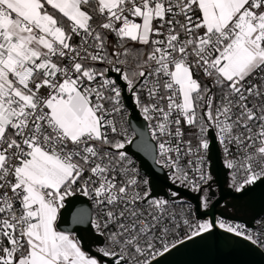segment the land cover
Here are the masks:
<instances>
[{
  "label": "snow or ice",
  "instance_id": "obj_1",
  "mask_svg": "<svg viewBox=\"0 0 264 264\" xmlns=\"http://www.w3.org/2000/svg\"><path fill=\"white\" fill-rule=\"evenodd\" d=\"M110 35L118 47L109 53ZM125 92L151 123L173 183L202 191L203 208L212 140L236 192L264 180V0H0V264H101L58 229L77 192L102 213L92 226L107 232L97 251L112 264H154L215 227L264 247L225 220L184 219L179 238L169 201L147 180L141 188L124 151L132 138L116 116ZM182 123L196 129L195 147Z\"/></svg>",
  "mask_w": 264,
  "mask_h": 264
},
{
  "label": "water",
  "instance_id": "obj_2",
  "mask_svg": "<svg viewBox=\"0 0 264 264\" xmlns=\"http://www.w3.org/2000/svg\"><path fill=\"white\" fill-rule=\"evenodd\" d=\"M120 83L123 87V82ZM123 104L128 112L129 128L134 135L132 143L127 145L124 151L138 164L139 172L146 177L153 196L166 199L169 203L179 200L189 203L193 206L195 219L199 222L215 221L218 217L241 223L246 228H254L255 222L264 217V180L247 186L242 192H234L228 187V169L222 163L215 140L211 142L207 157L212 176L209 198L214 200L206 209L203 208L200 192L192 193L173 183L167 170L157 164L156 146L148 124L130 93L123 94ZM211 135H214L213 132L210 138ZM207 187L206 185L205 188ZM212 188H215L216 192ZM173 191L178 193L176 197L171 196ZM91 207L88 199L82 195L67 197L65 206L59 213L58 229L74 235L83 250L96 256L101 264H112L111 259L103 257L97 251L103 246V238L92 226ZM81 212L86 213L87 218L83 223H77L75 217ZM154 264H264V252L249 242L215 227L208 233L178 244L176 248L158 257Z\"/></svg>",
  "mask_w": 264,
  "mask_h": 264
},
{
  "label": "built area",
  "instance_id": "obj_3",
  "mask_svg": "<svg viewBox=\"0 0 264 264\" xmlns=\"http://www.w3.org/2000/svg\"><path fill=\"white\" fill-rule=\"evenodd\" d=\"M99 17V16H98ZM102 22V17H99V23ZM98 23V24H99ZM97 24V25H98ZM75 44H79V38L78 37H75L74 38V41H73ZM117 47V40H116V37L114 35H110L109 36V48H108V51L109 53ZM98 69H103L105 67H107V65L105 64H96L95 65ZM112 74H115V73H112ZM202 75V74H201ZM199 78V77H198ZM205 83H207V81H205ZM142 101H146V97L142 95L141 97ZM137 109L139 110L140 114H141V111L139 109V107H137ZM141 116L143 117V115L141 114ZM144 118V117H143ZM116 120H117V123L118 125L119 124H123V127L125 129H127V134L129 137H131L132 139L134 138V135L132 133V131L130 130L129 128V125H128V112L127 110L125 109L124 107V111L122 113H120L119 115L116 116ZM147 124H148V129H149V132H150V135L152 136V126H151V123L146 120ZM181 129H182V132L184 133L183 135V140L184 141H188V140H191L192 141V144H193V147H195L196 143H197V139H196V129L194 128H191L189 126H187L186 124H183L181 125ZM213 134H214V131H213ZM152 138V137H151ZM117 139H123V137H117ZM171 139L172 141V145L175 146V139L174 138H169ZM152 140L154 141L155 143V146H156V153H157V160H161V157L159 155V149H158V141L157 140H154L152 138ZM217 143V146H218V149H219V152H220V156H221V160H222V163L223 165L226 167V163H225V154L222 150V147L219 145V143L216 141ZM129 145V144H127ZM126 145V146H127ZM209 154V153H208ZM239 156V153H237L235 151V149H233V157H238ZM233 157H228V158H233ZM130 158V157H129ZM131 159V158H130ZM188 158L187 157H184L182 156L181 158V166L184 167L186 170H189L190 172V175H195V173L191 172L190 169H188V166L186 164V160ZM194 159V157H193ZM133 167H135V169L137 170L138 172V176H137V179L139 180L140 182V185H141V188L143 189L145 187V185L143 184V181L147 180L146 177H144L140 172H139V169H138V164L133 160ZM159 166H161L165 171L167 170V173H168V176L170 178V180L173 182V179H172V171L170 170V168L164 166L162 160H161V163H157ZM205 167H206V170L209 171V161L208 159H206V162H205ZM228 169V168H227ZM169 170V171H168ZM228 187H230L234 192L235 189L232 187V177H233V170L231 169H228ZM236 178H237V181H240L242 178H243V173L242 172H237L236 173ZM212 180V179H211ZM211 181H209L210 183ZM177 185H181L182 187H184L185 189H187L188 191L192 192V193H197V192H194L192 191L190 188L182 185L180 182H176ZM206 186V185H205ZM204 186V187H205ZM148 189V185L146 186ZM238 193V192H236ZM76 194H79L81 195L79 192H77ZM83 196V195H82ZM85 198L88 199V201L90 202V205L92 206L91 209H92V221L93 220H96V219H101L102 218V213L100 212L99 208L97 207V205L94 203V201L89 198V197H86L84 196ZM144 208H147L148 206L145 204L143 205ZM174 216L175 220L174 222L176 224H179L180 225V228L177 230L178 233H179V238H183L187 232V228L186 226H184L183 224V221L184 219H188L191 223H196L197 220L195 219V215H194V209H193V206L190 205L189 203H186L185 201L183 200H179V201H175V202H172V203H168L167 205V212L165 213V216L168 217V216ZM219 220H223V219H220L218 217L215 218V221H219ZM209 221V220H207ZM226 221V220H225ZM228 223H232V224H241V223H237V222H232V221H226ZM170 223V226H171V221H169ZM243 225V224H241ZM244 226V225H243ZM218 228V227H217ZM220 229V228H218ZM245 229L252 233L254 238L264 242V217L260 218L259 220H257L254 224V228H246ZM95 230V228H94ZM222 230V229H220ZM224 231V230H222ZM95 232L97 234H99L96 230ZM230 234V233H229ZM100 235V234H99ZM233 236H235L234 234H231ZM101 236V235H100ZM237 237V236H235ZM103 238V246L102 247H105V246H108V241H107V232H105V235L102 236ZM238 238H241V237H238ZM171 239V237H170ZM243 239V238H241ZM245 240V239H243ZM186 241V240H185ZM247 241V240H245ZM249 242L250 244H252L250 241H247ZM254 246H256L257 248H259L262 252H264V247H262L260 244H252ZM102 255V254H101ZM110 259V258H109Z\"/></svg>",
  "mask_w": 264,
  "mask_h": 264
},
{
  "label": "trees",
  "instance_id": "obj_4",
  "mask_svg": "<svg viewBox=\"0 0 264 264\" xmlns=\"http://www.w3.org/2000/svg\"><path fill=\"white\" fill-rule=\"evenodd\" d=\"M99 23V17L97 15L94 14V20H93V25L96 26L97 24ZM127 46L131 49H140L144 52H147L149 51L150 49L146 46H143V45H140V44H137V43H133L131 41H129L127 43ZM117 47H118V44H117Z\"/></svg>",
  "mask_w": 264,
  "mask_h": 264
},
{
  "label": "flooded vegetation",
  "instance_id": "obj_5",
  "mask_svg": "<svg viewBox=\"0 0 264 264\" xmlns=\"http://www.w3.org/2000/svg\"><path fill=\"white\" fill-rule=\"evenodd\" d=\"M212 190L216 192L215 188H212ZM200 194H201V202H202L204 193L201 191ZM207 195H208V206H209L214 200L212 198H209V187H207Z\"/></svg>",
  "mask_w": 264,
  "mask_h": 264
},
{
  "label": "rangeland",
  "instance_id": "obj_6",
  "mask_svg": "<svg viewBox=\"0 0 264 264\" xmlns=\"http://www.w3.org/2000/svg\"><path fill=\"white\" fill-rule=\"evenodd\" d=\"M134 43V42H133Z\"/></svg>",
  "mask_w": 264,
  "mask_h": 264
}]
</instances>
